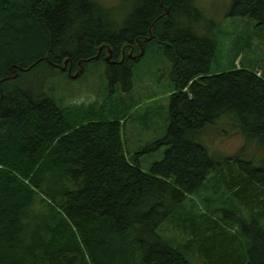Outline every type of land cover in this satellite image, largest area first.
Instances as JSON below:
<instances>
[{
    "label": "trees",
    "instance_id": "16d2710c",
    "mask_svg": "<svg viewBox=\"0 0 264 264\" xmlns=\"http://www.w3.org/2000/svg\"><path fill=\"white\" fill-rule=\"evenodd\" d=\"M125 2L0 0V264H264V155L202 142L231 125L264 153V0L232 1L224 42L197 0ZM163 61L164 132L135 144L126 120L156 95L134 87ZM91 69L96 98L67 104Z\"/></svg>",
    "mask_w": 264,
    "mask_h": 264
},
{
    "label": "rangeland",
    "instance_id": "374dc122",
    "mask_svg": "<svg viewBox=\"0 0 264 264\" xmlns=\"http://www.w3.org/2000/svg\"><path fill=\"white\" fill-rule=\"evenodd\" d=\"M104 4H108L109 8L112 9V15L113 17L117 18L121 15L119 14V9L122 7V4H126L125 0H100ZM233 0H197V4L201 7L202 11L209 17H213L214 20H219V23L225 25L229 28V33L223 34V37L221 39V42H224L227 38L230 37V34L232 35L233 39L238 37L243 29V20L240 19V17H232L228 16V14L231 13V6H232ZM131 3V2H129ZM118 6V7H117ZM120 6V7H119ZM123 11V10H122ZM236 20V21H235ZM235 21V25L234 24ZM119 22H123L122 19H119ZM239 23V24H238ZM241 25V27H240ZM239 40L237 46V50L243 51V49H246L248 51V44L244 41ZM261 41V40H260ZM252 46H254L252 53L249 55L250 58L254 57L255 55L259 56L263 54L264 52V41H261V43L257 42L256 36L253 35L252 40ZM232 45V43H231ZM236 46V47H237ZM228 47L231 46L228 44ZM240 48V49H239ZM220 52H218L219 59L222 60L224 58L223 56V47L220 48ZM233 49V48H232ZM234 53L236 51L232 50ZM239 52V51H238ZM244 52V51H243ZM238 53H235L237 56ZM110 55V53H109ZM107 60H109L106 57ZM218 59V60H219ZM240 57L237 59L236 64L240 65ZM68 59L65 61L64 65H58L59 68L62 69L66 68L68 64ZM55 69V66H51V70ZM170 63L168 61H163L162 63L158 64L157 67H155L152 71L142 74L141 81L137 82L136 86L134 87V94L136 95L137 92L145 91L146 89H150L149 92L146 91V94L152 92L156 95V101L150 100L148 98H143L141 101L140 107L138 109L133 108V111L138 114V117H133L130 122L126 120V132L127 135L130 136L135 144L139 142V144H145L146 142L154 139L157 136H160L165 129V119L167 114V106H168V91L174 89L173 82L170 78ZM42 70L38 71L37 76L33 74H29V84L37 87L42 80ZM95 70H90L88 78L87 76L82 77L78 82L73 81V84H71L70 89L74 90L75 96L72 97L70 100H65L67 104H83L85 101H89L91 98L94 100L96 96L91 92L92 90H96V83L98 82L99 73L97 72L94 74ZM159 74L160 77L157 78L156 74ZM79 74V70L73 73V76L70 77L71 79L75 80V77ZM72 75V74H71ZM97 76V78H95ZM87 78V79H86ZM48 82V80H47ZM78 84H75V83ZM150 107L151 112H148V108ZM148 114H151L153 117L152 120H150L147 116ZM143 117L144 121L146 123L142 124L143 122L140 121L139 117ZM223 122V118L221 120ZM233 121V120H232ZM231 124H235L234 122ZM228 130L227 132L230 135H233L232 137H223V132L218 129V127H209L207 130L204 131L202 135V142L209 148L211 154L219 157H224L227 154H233V149L240 150L243 146H245V150L248 155L251 153H256L257 155H261V157L254 155L257 159L256 161L259 162L262 159V155H264L262 149L258 147L257 145L250 144L247 140L241 137H236L235 133L237 131V128L231 125H227ZM139 140V141H138ZM251 145V146H250ZM140 146V145H139ZM230 150V151H229ZM161 156L160 152L156 155H152L151 157L147 156L144 158V162H142V165H147L148 161L152 159H158ZM200 195L195 193L194 197L198 198ZM229 229L228 232L233 233L232 230H234L232 227H227Z\"/></svg>",
    "mask_w": 264,
    "mask_h": 264
},
{
    "label": "bare ground",
    "instance_id": "6f19581e",
    "mask_svg": "<svg viewBox=\"0 0 264 264\" xmlns=\"http://www.w3.org/2000/svg\"><path fill=\"white\" fill-rule=\"evenodd\" d=\"M149 38V37H148ZM102 48V47H101ZM101 51V50H100ZM68 62V61H67ZM117 62H119V61H117ZM262 217H264V215L262 216ZM241 242V241H240ZM241 250V249H240Z\"/></svg>",
    "mask_w": 264,
    "mask_h": 264
},
{
    "label": "water",
    "instance_id": "95a60500",
    "mask_svg": "<svg viewBox=\"0 0 264 264\" xmlns=\"http://www.w3.org/2000/svg\"><path fill=\"white\" fill-rule=\"evenodd\" d=\"M110 56H111V50H110ZM110 56L108 57V59H110Z\"/></svg>",
    "mask_w": 264,
    "mask_h": 264
}]
</instances>
